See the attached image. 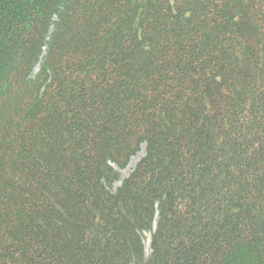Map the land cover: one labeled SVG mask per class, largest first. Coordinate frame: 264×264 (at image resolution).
Masks as SVG:
<instances>
[{"label": "trees", "instance_id": "16d2710c", "mask_svg": "<svg viewBox=\"0 0 264 264\" xmlns=\"http://www.w3.org/2000/svg\"><path fill=\"white\" fill-rule=\"evenodd\" d=\"M0 264H264V0H0Z\"/></svg>", "mask_w": 264, "mask_h": 264}, {"label": "rangeland", "instance_id": "374dc122", "mask_svg": "<svg viewBox=\"0 0 264 264\" xmlns=\"http://www.w3.org/2000/svg\"><path fill=\"white\" fill-rule=\"evenodd\" d=\"M144 154H145V146L143 145L142 149L140 150V152L137 155H135L134 157L131 158L130 163L127 166V168L121 170L122 179H124V178H126V177H128L130 175V173L132 172L133 168L137 165V163L140 161V159L143 157ZM118 185H120V183H118L117 186ZM144 237H145V239H144L145 252H146L147 255H149L150 252H151L150 251V238H151L150 232H146L144 234Z\"/></svg>", "mask_w": 264, "mask_h": 264}]
</instances>
